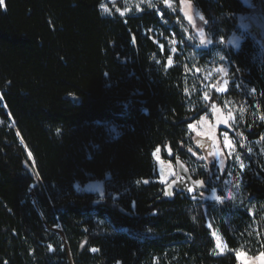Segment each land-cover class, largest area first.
I'll return each mask as SVG.
<instances>
[{
  "label": "trees",
  "instance_id": "16d2710c",
  "mask_svg": "<svg viewBox=\"0 0 264 264\" xmlns=\"http://www.w3.org/2000/svg\"><path fill=\"white\" fill-rule=\"evenodd\" d=\"M173 1L174 13L161 7L162 16L121 18L104 17L103 0H0V264H237L239 249L264 256V156L245 175L255 217L230 202L164 197L175 171L156 166L153 153L187 165L188 126L209 107L187 95L193 80L181 59L167 68L169 44L161 50L150 35H173L195 51ZM186 1L211 41L195 53L221 51L237 82L223 96L212 91L209 103L256 104L262 119L252 124L248 113L243 133L258 140L264 42L253 27L238 50L224 45L250 8L241 0ZM98 123L120 135L110 138ZM93 181L103 182L102 199L74 190ZM209 225L226 245L222 255Z\"/></svg>",
  "mask_w": 264,
  "mask_h": 264
},
{
  "label": "rangeland",
  "instance_id": "374dc122",
  "mask_svg": "<svg viewBox=\"0 0 264 264\" xmlns=\"http://www.w3.org/2000/svg\"><path fill=\"white\" fill-rule=\"evenodd\" d=\"M245 6L251 9L248 15H239L236 17L240 33L233 34L224 44L233 50H238L246 34L253 28L259 30V44L264 42V0H260L259 8L256 6V0H241ZM151 5V7L149 6ZM107 7L108 11H104ZM161 7L174 13L176 7L173 0H103L100 11L104 17L118 16L126 18L136 16L144 11H154L158 16H162ZM179 12L185 22L182 27L189 43L195 51L206 50L211 46L210 40L204 31V22L199 11L194 5L186 0H180ZM261 29H260V28ZM150 35L158 47L163 49V42L169 44L170 56L167 59V68L174 66L176 57L180 58L184 71L192 82V93L187 91V95L193 98L194 94H199L202 103L207 104L208 111L197 121L188 126L190 137L189 155L187 166L192 175H201L206 178L203 180L209 184V193L198 194L196 200L200 202H230L239 210L246 211L250 216L259 215L260 211L256 204L247 196L244 191L245 175L252 169V164L259 163L260 158L264 156V134L256 141H249L243 133L246 122V115L250 114V122H260L262 115L258 106L250 107L247 100L242 104L236 105L233 102H227L223 107L209 103V97L212 91L220 96L226 94L228 86L236 82L230 75L229 63L227 59L220 60L214 51L211 58H204V54L195 53L187 50L183 46L179 47L175 36L170 38L162 36V32L150 30ZM203 33V37H201ZM201 39L204 44H201ZM225 57V56H224ZM237 84V82H236ZM244 111L241 112L240 109ZM3 122L0 120V126ZM102 126L110 138H116L120 135L119 129L111 123H98ZM14 128L13 124H9ZM153 159L156 166L173 167L174 163L162 158L160 149L153 153ZM220 161H223L221 166ZM215 162V166H213ZM207 166V167H206ZM147 182H144L146 184ZM239 184L240 190H236ZM215 188L219 200L211 198V190ZM74 190L80 194H92L98 199L104 197L103 182L93 181L86 185H74ZM231 191L233 196L228 197ZM261 214V213H260ZM211 236L215 244V253L222 255L227 251L226 245L218 231L209 225ZM58 235L67 248L65 238L60 229H50ZM237 264H264V256H249L244 249L234 252Z\"/></svg>",
  "mask_w": 264,
  "mask_h": 264
},
{
  "label": "water",
  "instance_id": "95a60500",
  "mask_svg": "<svg viewBox=\"0 0 264 264\" xmlns=\"http://www.w3.org/2000/svg\"><path fill=\"white\" fill-rule=\"evenodd\" d=\"M78 104L77 100L73 101ZM174 178L164 187V197L169 201L174 200L176 196L185 195L195 197L200 193H209V187L201 179H194L188 166L181 160L174 161ZM162 173V172H161Z\"/></svg>",
  "mask_w": 264,
  "mask_h": 264
},
{
  "label": "snow or ice",
  "instance_id": "6c2138e0",
  "mask_svg": "<svg viewBox=\"0 0 264 264\" xmlns=\"http://www.w3.org/2000/svg\"><path fill=\"white\" fill-rule=\"evenodd\" d=\"M149 6L151 7V5H149ZM104 11H105V12L108 11L107 7H104ZM201 37H203V33H201ZM208 43H211V41L209 40ZM201 44H204V40H203V39H201ZM240 111L243 112L244 109L241 108ZM220 164H221V166H223V161H220ZM213 166H215V162H213ZM206 167H207V166H206ZM146 182H147V181H146ZM236 190H237V191L240 190V188H239V184H237V186H236ZM232 196H233V193H232L231 191H229V192H228V197L231 198ZM211 198H212V199H216V200H219V199H220V197L217 195V190H216L215 188H213V189L211 190Z\"/></svg>",
  "mask_w": 264,
  "mask_h": 264
},
{
  "label": "clouds",
  "instance_id": "9594fccd",
  "mask_svg": "<svg viewBox=\"0 0 264 264\" xmlns=\"http://www.w3.org/2000/svg\"><path fill=\"white\" fill-rule=\"evenodd\" d=\"M216 55H217V57H218L220 60H224V59H225L224 55L221 54V53H217Z\"/></svg>",
  "mask_w": 264,
  "mask_h": 264
},
{
  "label": "crops",
  "instance_id": "0c3cea01",
  "mask_svg": "<svg viewBox=\"0 0 264 264\" xmlns=\"http://www.w3.org/2000/svg\"><path fill=\"white\" fill-rule=\"evenodd\" d=\"M255 2H256V6H257V8H259L260 0H256ZM250 11H251V9H250ZM259 28H260V27H259ZM260 29H261V28H260Z\"/></svg>",
  "mask_w": 264,
  "mask_h": 264
}]
</instances>
